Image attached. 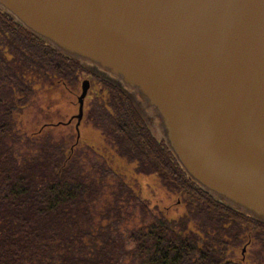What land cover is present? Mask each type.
Returning a JSON list of instances; mask_svg holds the SVG:
<instances>
[{
  "label": "trees",
  "instance_id": "trees-1",
  "mask_svg": "<svg viewBox=\"0 0 264 264\" xmlns=\"http://www.w3.org/2000/svg\"><path fill=\"white\" fill-rule=\"evenodd\" d=\"M84 76L0 11V264H264V223L192 182L118 89L102 85L88 102L100 144L24 126V114L42 112L60 85L76 93Z\"/></svg>",
  "mask_w": 264,
  "mask_h": 264
},
{
  "label": "water",
  "instance_id": "water-1",
  "mask_svg": "<svg viewBox=\"0 0 264 264\" xmlns=\"http://www.w3.org/2000/svg\"><path fill=\"white\" fill-rule=\"evenodd\" d=\"M0 11L118 88L192 182L264 223V0H0ZM89 87L66 121L76 141Z\"/></svg>",
  "mask_w": 264,
  "mask_h": 264
},
{
  "label": "rangeland",
  "instance_id": "rangeland-1",
  "mask_svg": "<svg viewBox=\"0 0 264 264\" xmlns=\"http://www.w3.org/2000/svg\"><path fill=\"white\" fill-rule=\"evenodd\" d=\"M80 81L81 80L74 81L76 83V93L69 91L61 85L58 87V91L50 93L48 100L44 101L42 104V112L32 110L23 115L22 122L24 126L29 128V130L39 129L43 134L54 136H57L62 131H67L68 133L72 130V138H75L73 136L74 124L66 123V121L77 112V95L80 91ZM88 98L89 97L87 96L86 103ZM93 121L100 122L101 124L104 122L98 114H94ZM89 126L90 125L85 120L83 127L81 128L80 142L90 145L100 144L101 140L98 133L92 126L93 129H90ZM123 149L124 148L122 147V150ZM114 159L116 158L114 157ZM117 167L118 166L116 165V170L118 169ZM129 170L130 167L125 168L124 166H121L119 169V171H122L123 173H128ZM139 180L142 181L141 179ZM243 247H246V245L241 246L242 249Z\"/></svg>",
  "mask_w": 264,
  "mask_h": 264
},
{
  "label": "flooded vegetation",
  "instance_id": "flooded-vegetation-1",
  "mask_svg": "<svg viewBox=\"0 0 264 264\" xmlns=\"http://www.w3.org/2000/svg\"><path fill=\"white\" fill-rule=\"evenodd\" d=\"M80 67H82V66H80ZM83 68V67H82ZM84 69V68H83ZM84 71L87 73V75L88 76H86V77H84V78H88L89 79V81H90V87H89V89H88V92H87V94H86V96H85V99H84V112H83V117H82V119H81V121H80V123H79V131H80V137H81V128L83 127V124H84V121H85V112L87 111V108H88V102L89 103H93L94 102V100H96V93H97V90L102 86V85H109V86H111V87H114L113 85H111L110 83H108L107 81H105L104 79H102V78H100L99 76H97L96 74H94V73H92V72H90V71H88V70H85L84 69ZM83 79V78H82ZM81 79V80H82ZM81 82V81H80ZM114 88H116V87H114ZM116 89H118V88H116ZM119 90V89H118ZM120 91V90H119ZM80 92V91H79ZM121 92V91H120ZM87 96L89 97L88 98V101H87V103H86V99H87ZM132 105V104H131ZM133 107V106H132ZM111 108L114 110V102H111ZM135 110V109H134ZM111 116V115H110ZM111 117H113V116H111ZM91 118H94V114L92 113L91 114ZM135 119H136V122H137V124L135 125V126H133V132H134V134L136 135V136H138V137H140V139H141V142H144V141H146V137H147V133H146V131L143 129V126H142V124L138 121V119L135 117ZM142 120V119H141ZM113 123V128H114V126H115V122H114V120L112 121ZM69 123H73L74 124V129H75V131H76V128H75V123H76V118H73L72 120H71V122H69ZM144 123V122H143ZM90 126V129L92 128L91 127V123H88ZM131 124H133V123H131ZM145 125V124H144ZM139 127V129L140 130H137V128ZM135 127H137V128H135ZM93 129V128H92ZM80 137H79V139H80ZM152 137V136H151ZM153 138V137H152ZM154 139V138H153ZM155 140V139H154ZM157 143H158V145H160V147H161V149H163L164 148V142L163 141H157V140H155ZM169 160L170 161H168V162H166L165 163V165L168 167V168H174L175 167V165L173 164L172 165V163H174V161H173V159L172 158H170L169 157ZM245 249H246V247H245ZM243 250V249H242ZM244 252H245V250L244 251H242V254H244Z\"/></svg>",
  "mask_w": 264,
  "mask_h": 264
}]
</instances>
